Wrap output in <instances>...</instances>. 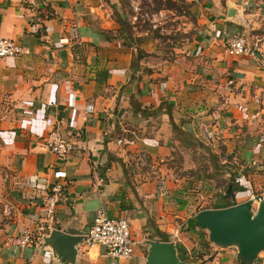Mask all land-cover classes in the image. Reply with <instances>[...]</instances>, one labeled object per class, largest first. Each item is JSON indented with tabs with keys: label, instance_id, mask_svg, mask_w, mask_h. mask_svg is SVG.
<instances>
[{
	"label": "crops",
	"instance_id": "0c3cea01",
	"mask_svg": "<svg viewBox=\"0 0 264 264\" xmlns=\"http://www.w3.org/2000/svg\"><path fill=\"white\" fill-rule=\"evenodd\" d=\"M108 1L0 0V37L27 49L0 59V264H145L144 240L164 237L186 264H232L236 249L209 242L177 195L208 178L195 176L192 161L175 165L170 154L174 147L210 151L223 165L225 190L241 187L231 197L224 190L216 203H240L264 189V99L253 102L264 94V0H183L196 26L168 61L119 34L110 16L119 3ZM232 35L243 36L251 54L228 56L224 41ZM200 127L204 138H196ZM50 129L74 145L64 160L41 141ZM55 181L61 190L49 223L43 201ZM99 207L127 220L130 258L77 242L62 260L49 230L81 236ZM38 223L49 228L38 234ZM27 231L32 241L20 246Z\"/></svg>",
	"mask_w": 264,
	"mask_h": 264
},
{
	"label": "rangeland",
	"instance_id": "374dc122",
	"mask_svg": "<svg viewBox=\"0 0 264 264\" xmlns=\"http://www.w3.org/2000/svg\"><path fill=\"white\" fill-rule=\"evenodd\" d=\"M118 10H111L110 16L116 22L119 34L128 37L131 43L137 45L139 50H151L145 53L156 61H166L174 57L176 48L189 43L196 26L194 14L189 11L187 3L183 0H117ZM109 4V1L106 0ZM111 5V4H110ZM153 14L155 17H153ZM140 53V52H138ZM148 58H144L147 60ZM198 141V140H197ZM200 144V142H199ZM196 148V144H192ZM197 150V149H195ZM174 147L170 161L179 165L183 160L186 166L193 163L195 176H204L210 180H196L188 184L178 197L183 198L191 207L189 211L196 212L204 207H212L220 198L221 192L227 187V176L218 172L223 165L216 158H212L210 151L197 150L198 154H182ZM191 155V157H190ZM145 161V157H141ZM216 163L217 171L213 167ZM174 166V165H173ZM207 181V182H206ZM201 182V183H200ZM205 183V184H203ZM204 187L209 191L210 197H200L198 188ZM182 188V187H180ZM220 190V192L217 191ZM221 250H235L233 246L217 247ZM263 252V251H262ZM198 254H196L197 256ZM209 259V258H207ZM257 264H262L263 258H258ZM201 260V259H200ZM203 262V261H202ZM201 263V262H200Z\"/></svg>",
	"mask_w": 264,
	"mask_h": 264
},
{
	"label": "built area",
	"instance_id": "2783aa9c",
	"mask_svg": "<svg viewBox=\"0 0 264 264\" xmlns=\"http://www.w3.org/2000/svg\"><path fill=\"white\" fill-rule=\"evenodd\" d=\"M153 17L154 14H153ZM59 43H66L64 38L58 40ZM224 49L228 56H241L251 54V49L246 43V40L241 35H232L225 39ZM27 49L21 46L18 42L6 38L0 37V59L8 57H16L22 54H26ZM264 99V94L257 93L253 96V102L255 104H261ZM86 113L92 112V106L86 104L84 106ZM204 131L202 128H198L196 138H204ZM41 141L47 151L54 155L59 160H64L69 152L74 148L73 143L60 136L56 129H50L45 135L41 136ZM64 177L62 171L53 172V179L59 180ZM61 185L57 181L52 182L49 187V193L45 196L43 201V212L45 222H51L54 207L58 201ZM248 199L252 204L255 202L264 200V189H261L258 193L251 195ZM247 199V200H248ZM49 228L48 225L38 223L34 226L33 231L41 234L42 231ZM83 240L81 243L86 245L101 244L105 247V253L108 257L114 260H126L130 258L134 240L130 234V227L127 220L122 217H109L106 215L103 208L99 207L95 209L94 216L91 225L83 233ZM32 241L31 232H24L20 239L19 245L23 246ZM232 264H238L237 261Z\"/></svg>",
	"mask_w": 264,
	"mask_h": 264
},
{
	"label": "water",
	"instance_id": "95a60500",
	"mask_svg": "<svg viewBox=\"0 0 264 264\" xmlns=\"http://www.w3.org/2000/svg\"><path fill=\"white\" fill-rule=\"evenodd\" d=\"M64 49L58 56L64 59ZM252 54L258 55L256 50ZM192 218L200 229L207 232V239L219 247L233 246L238 264H253L258 253L264 251V200L252 204L245 200L222 208H203ZM48 240L55 242L64 260L72 244L81 242L83 236H72L56 229L49 230ZM145 264H186L176 255L172 241L144 240Z\"/></svg>",
	"mask_w": 264,
	"mask_h": 264
},
{
	"label": "trees",
	"instance_id": "16d2710c",
	"mask_svg": "<svg viewBox=\"0 0 264 264\" xmlns=\"http://www.w3.org/2000/svg\"><path fill=\"white\" fill-rule=\"evenodd\" d=\"M122 35V33H121ZM123 36V35H122ZM177 134L182 136L183 138H185V141L187 144H193L192 142H195L194 144L196 145H200L199 142H197V140H195L192 136H188L187 134H184L180 131H177ZM238 189H241V187H237V186H229V190H225V193L228 194V197L232 196V193L235 191V190H238ZM230 205H233L232 203H230L228 200L224 201V202H221V203H214V205L211 207V208H222V207H226V206H230ZM193 222L195 223L194 219L192 218ZM196 225V224H195ZM162 241H167L166 237H164L162 239Z\"/></svg>",
	"mask_w": 264,
	"mask_h": 264
}]
</instances>
